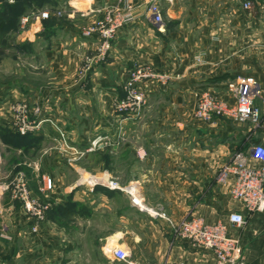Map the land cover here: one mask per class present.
<instances>
[{"label":"crops","instance_id":"crops-1","mask_svg":"<svg viewBox=\"0 0 264 264\" xmlns=\"http://www.w3.org/2000/svg\"><path fill=\"white\" fill-rule=\"evenodd\" d=\"M151 1L49 0L41 7L51 13L48 20L30 12L26 27L9 36L5 55L18 46L19 72L18 79L0 81V127L17 133L10 106L25 102L37 128L20 135L18 146L1 142L31 195L50 207L33 231L28 214L3 196L0 264H214L211 252L174 240L167 220L132 199L174 223L196 217L220 224L239 240L240 264H264V212L249 213L229 185L217 183L235 152L264 147V0H158V25L149 18ZM127 2L133 21L80 78V66L97 47L81 29ZM135 66H149L168 81L137 83L147 104L138 115L118 116L113 101L124 96ZM239 76L261 86L258 128L221 116L209 124L194 118L202 94L233 104L227 84ZM45 177L53 187L43 194ZM232 213L245 219L238 231L229 224ZM76 234L91 239L84 248L92 253L74 252ZM115 248L128 254L126 262L113 257Z\"/></svg>","mask_w":264,"mask_h":264},{"label":"built area","instance_id":"built-area-1","mask_svg":"<svg viewBox=\"0 0 264 264\" xmlns=\"http://www.w3.org/2000/svg\"><path fill=\"white\" fill-rule=\"evenodd\" d=\"M243 7L251 9V3L246 1ZM129 2L123 7L110 8L104 19L95 21L90 26L81 29V36L85 38L95 37L97 40L96 53L92 58H85L78 76L84 78L93 66L103 61L111 50L112 43L117 33L125 25L133 21L132 9ZM148 14L151 22L158 25L162 21L158 0H152L148 6ZM60 17V13L54 14ZM51 13L47 10L38 13V18L48 20ZM29 18L24 16L20 24L26 26ZM155 81L165 84L168 77L165 74L154 71L149 66H135L128 72V79L123 86L124 96L113 101V110L116 115H138L147 104L144 95L136 88L140 82ZM227 90L233 98V104L218 100L212 95L202 94L196 103L194 118L202 123L209 124L214 116L232 119L241 124H250L258 128L261 124L260 111L256 101L262 98L260 84L253 77L239 76L227 84ZM12 128L20 135H26L37 128V124L30 119L29 108L25 102L11 104ZM253 161L258 166L249 165ZM217 183L229 185L231 197L239 201L251 214L264 212V147L256 145L246 151L235 152L230 161L225 163L217 176ZM93 187L92 183L88 184ZM109 188H116V184L109 183ZM53 187L50 178H43L41 191H50ZM12 198L18 199L24 211L33 220V231L44 219L48 204H42L31 196L26 181L19 176L13 187L8 188ZM6 190V191H7ZM132 203L149 214L167 220L174 240L189 243L192 246L203 248L211 252L214 264H240L244 256L239 247V240L228 234L226 228L220 224L209 225L196 217H187L178 222L170 221L163 212H154L143 206L138 200L132 199ZM232 229L238 231L245 225V219L241 214L232 213L228 216ZM116 260L126 262L128 254L121 248L112 250ZM184 264V263H165Z\"/></svg>","mask_w":264,"mask_h":264},{"label":"rangeland","instance_id":"rangeland-1","mask_svg":"<svg viewBox=\"0 0 264 264\" xmlns=\"http://www.w3.org/2000/svg\"><path fill=\"white\" fill-rule=\"evenodd\" d=\"M29 7L25 8L26 13H28L26 15L28 18L30 16V12L32 10H33L32 11L33 13H36V12L40 13V12L46 10V9L41 10V8L35 9V4L34 3H32L31 6H29ZM0 8H2V4H0ZM57 13H60L61 16H62L61 12H57ZM29 21H30V18H29ZM90 25H88V26H90ZM21 27L25 28L26 26H22L20 24V22L18 24L16 22V25H12L9 29H5V31H2V30L0 31V70H1L0 71V81H9V80H12V79H15V78L18 79V72H19L18 71L19 70V66H18V64H19V60H18L19 52L18 51H19V48H18V46H15L13 48V50L10 49L9 50L10 52L8 51V56L5 55L6 54L5 50H7L6 47H7V44H8L9 36H15L17 31ZM85 27H87V26H85ZM77 75H78V73H77ZM2 144L3 143L1 142V139H0V202L3 199L4 195H8L11 198V200L13 201V203H15L16 207H20L21 206L22 209L24 210L23 204L18 199L12 198L11 195H10V190L9 189L7 190V187L8 188L13 187V185L15 184V182L19 178V176L22 177L25 180L24 173L19 167L14 165V164L17 163L16 160H11L10 159L11 155L4 149ZM12 164L15 167H13ZM92 176H94V174H92ZM96 177L98 178L99 176H96ZM85 180H89V182H91L90 181L91 179H89L88 176H86ZM29 188H30V186H29ZM33 198L38 200L42 204H48L49 207H50V204H49V202L46 199H43V198L38 197V196H37V198H35V197H33ZM0 210H2L1 203H0ZM48 210H49V208L47 209V211ZM46 212H45V215H46ZM1 215H2V213H1ZM45 215H44V218H45ZM0 234H1V232H0ZM2 235H3V237H7L8 236V235H5V234H2ZM76 236L78 238V239L75 238L76 241H78V247L74 250V252H76L77 255L80 254L81 256L86 255L85 252L86 253L87 252L90 253L91 252L90 249L84 248V243H85V240H91V239H89V238L88 239H83V235L82 234H76ZM8 238H9V236H8ZM2 239L3 238L0 237V240H2ZM18 239L19 238H17V240ZM70 240L73 241V238H71ZM92 252H93V250H92ZM72 253L73 252L65 254L64 258H71L72 257L71 255H73ZM93 255H95V254H93Z\"/></svg>","mask_w":264,"mask_h":264},{"label":"trees","instance_id":"trees-1","mask_svg":"<svg viewBox=\"0 0 264 264\" xmlns=\"http://www.w3.org/2000/svg\"><path fill=\"white\" fill-rule=\"evenodd\" d=\"M1 1L2 8H0V31L9 29L12 25H16V22L18 24L21 16L26 14L25 8L31 6L32 3L35 4V9H38L49 2V0H13V3L10 4L7 0ZM0 139L11 145L18 146L21 136L18 133L12 132L8 128L0 127Z\"/></svg>","mask_w":264,"mask_h":264}]
</instances>
